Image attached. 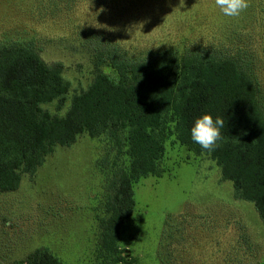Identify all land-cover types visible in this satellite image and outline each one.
I'll return each instance as SVG.
<instances>
[{
  "label": "rangeland",
  "instance_id": "obj_1",
  "mask_svg": "<svg viewBox=\"0 0 264 264\" xmlns=\"http://www.w3.org/2000/svg\"><path fill=\"white\" fill-rule=\"evenodd\" d=\"M74 1L0 0V60L26 48L68 86L63 102L42 106L52 117H65L93 84L106 57L95 34L143 57L217 46L227 52L242 29L264 102V0H249L239 17L225 16L215 0ZM108 149L106 138L83 135L56 147L34 175H22L16 191L0 192V264H24L41 249L62 264H264V224L254 204L235 197L215 161L174 136L165 143L163 175L134 184L136 207L120 230L117 262L100 248L112 194Z\"/></svg>",
  "mask_w": 264,
  "mask_h": 264
},
{
  "label": "trees",
  "instance_id": "obj_2",
  "mask_svg": "<svg viewBox=\"0 0 264 264\" xmlns=\"http://www.w3.org/2000/svg\"><path fill=\"white\" fill-rule=\"evenodd\" d=\"M241 33L227 52L217 46L143 57H130L95 34L94 46L106 50V57L100 58L91 87L73 99L63 118L42 109L63 102L68 93L59 69L26 48L0 60V192L16 191L22 175H34L56 147H69L83 135L106 138L113 178L108 217L100 220V248L118 262L116 242L136 207L134 184L163 175L165 143L174 136L189 151L215 161L235 197L253 203L264 224V102L254 52L241 45ZM205 113L225 121L224 139L212 152L191 139L196 118ZM24 264L62 262L41 249Z\"/></svg>",
  "mask_w": 264,
  "mask_h": 264
},
{
  "label": "clouds",
  "instance_id": "obj_3",
  "mask_svg": "<svg viewBox=\"0 0 264 264\" xmlns=\"http://www.w3.org/2000/svg\"><path fill=\"white\" fill-rule=\"evenodd\" d=\"M215 5L227 17H239L250 6L249 0H215ZM224 126L222 117L217 116L214 119L211 114H202L196 118L191 128V139L204 151L212 152L224 139L221 135Z\"/></svg>",
  "mask_w": 264,
  "mask_h": 264
}]
</instances>
